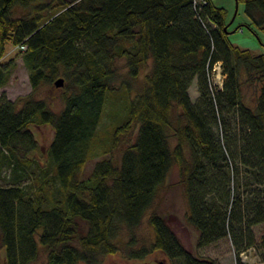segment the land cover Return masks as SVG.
I'll list each match as a JSON object with an SVG mask.
<instances>
[{
    "label": "trees",
    "instance_id": "obj_1",
    "mask_svg": "<svg viewBox=\"0 0 264 264\" xmlns=\"http://www.w3.org/2000/svg\"><path fill=\"white\" fill-rule=\"evenodd\" d=\"M235 1L246 26L264 33V0ZM17 8L25 12L16 16ZM227 16L213 0H0V88L21 55L33 90L19 100L0 95V177L12 172L0 185L1 264H36L42 252L47 264L152 254L170 264H221L188 250L156 210L147 215L173 166L197 247L229 237L236 264L255 247L264 264V234L257 241L253 230L264 222V53L234 45ZM8 43L19 53L4 60ZM219 63L222 87L213 84ZM60 78L57 111L34 94ZM122 93L124 118L96 151L106 103ZM36 124L54 130L45 163L35 156ZM133 131L118 160L98 161L82 178L88 160ZM146 215L151 239L136 233Z\"/></svg>",
    "mask_w": 264,
    "mask_h": 264
},
{
    "label": "rangeland",
    "instance_id": "obj_2",
    "mask_svg": "<svg viewBox=\"0 0 264 264\" xmlns=\"http://www.w3.org/2000/svg\"><path fill=\"white\" fill-rule=\"evenodd\" d=\"M213 1L217 5L225 7L228 11L227 21L229 23L227 25V28L230 31V41L240 48L250 49L254 54L264 53V33L253 26V29L257 32V34H255L246 26V24L250 23V20L244 12V5L242 3H239L237 5L235 0ZM24 12L25 10H23L22 8H17L15 15L20 16ZM18 53V50L14 48L10 43H8L6 45L4 60H7L8 58L13 56H17ZM124 63V60L119 61V65L122 67L123 78H126L127 68H125ZM16 64L17 66L13 70V73L7 84L0 88V95L4 93L6 97L11 100H19L33 93L29 79V69L26 66L21 55H18ZM149 67L150 65L146 69H144L142 75H140V77L135 80L134 88H132L131 94H134L135 91L137 92L140 89L142 81L144 80L143 77L149 71ZM216 75L217 70L215 71V77ZM189 90L193 101H195L198 96L196 84H193ZM62 92V87H58L57 85L52 84L42 87L39 95L38 93L34 95L36 97L46 99L52 109L59 111L62 107V103L60 101ZM247 92L249 93L250 89ZM127 105L128 98L123 93L115 97H110L108 99L98 128V133L101 139L99 140V144L96 147V151L101 149V147L103 146L107 147L110 145L112 130L114 129L115 125L122 121V119L124 118ZM30 128L35 134V137L38 139L40 145V149L37 153H35V156H37L42 161V163H45L47 159V150L54 136V130L51 126L44 124L31 125ZM135 132L136 131H133L130 135H128L130 139H124L111 153L94 156L93 158L88 160L82 178H87L91 175L95 164L98 161L109 158L111 156L114 159L118 160L125 143L133 138ZM32 168L34 169L35 167ZM7 169L8 170L3 172L2 176L0 177V185H6L10 182L12 172L9 168ZM25 181L28 185H34V182L31 178L27 177L24 179V182ZM58 185L59 183L56 182L55 187L57 188ZM152 210H156L165 217L168 224L181 239L182 243L191 252H194L195 254L203 257L217 259L221 264H236L238 256L229 237H226L218 241L217 243L211 244L206 247H197L198 232L194 227L186 223L184 217L186 212V199L183 193V188L179 182V170L177 166L172 167L164 187L161 189L154 206L151 208L147 215H149ZM147 215L142 225L139 227V229L136 230L138 238L142 237V239H151L153 237V229L147 221ZM253 230L257 241H260L261 236L264 234V222L253 226ZM125 237H127V235H125ZM239 257L244 262V264H259L262 255L260 254L257 247H255L243 253H240ZM1 260H3L2 251H0V264ZM123 262L124 263H122L120 256L109 257L105 260L104 264H170L169 261H167L161 254H152L144 261L123 260ZM36 264H47L45 252H42ZM172 264L182 263L180 260H177Z\"/></svg>",
    "mask_w": 264,
    "mask_h": 264
},
{
    "label": "built area",
    "instance_id": "obj_3",
    "mask_svg": "<svg viewBox=\"0 0 264 264\" xmlns=\"http://www.w3.org/2000/svg\"><path fill=\"white\" fill-rule=\"evenodd\" d=\"M24 48V47H23ZM25 49V48H24ZM217 70V75H216V77L215 78H213L214 79V82H213V84H214V86H221L222 87V85H223V81H224V75H223V73H222V69H221V65H220V63L219 64H217L216 66H215V69H214V72ZM218 89V88H217Z\"/></svg>",
    "mask_w": 264,
    "mask_h": 264
},
{
    "label": "water",
    "instance_id": "obj_4",
    "mask_svg": "<svg viewBox=\"0 0 264 264\" xmlns=\"http://www.w3.org/2000/svg\"><path fill=\"white\" fill-rule=\"evenodd\" d=\"M63 79L62 78H60L59 80H57L56 82H55V85H57L58 87H60V86H62L63 85ZM160 264H163V263H160Z\"/></svg>",
    "mask_w": 264,
    "mask_h": 264
},
{
    "label": "crops",
    "instance_id": "obj_5",
    "mask_svg": "<svg viewBox=\"0 0 264 264\" xmlns=\"http://www.w3.org/2000/svg\"><path fill=\"white\" fill-rule=\"evenodd\" d=\"M215 3V2H214ZM216 4V3H215ZM217 5V4H216ZM217 6H219V5H217ZM221 7H223V6H221ZM225 8V7H224Z\"/></svg>",
    "mask_w": 264,
    "mask_h": 264
}]
</instances>
